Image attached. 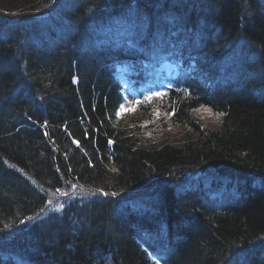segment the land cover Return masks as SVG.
<instances>
[{
    "label": "trees",
    "instance_id": "trees-1",
    "mask_svg": "<svg viewBox=\"0 0 264 264\" xmlns=\"http://www.w3.org/2000/svg\"><path fill=\"white\" fill-rule=\"evenodd\" d=\"M166 60L178 86L120 116L125 68ZM262 253L264 0H0V264Z\"/></svg>",
    "mask_w": 264,
    "mask_h": 264
},
{
    "label": "bare ground",
    "instance_id": "bare-ground-1",
    "mask_svg": "<svg viewBox=\"0 0 264 264\" xmlns=\"http://www.w3.org/2000/svg\"><path fill=\"white\" fill-rule=\"evenodd\" d=\"M168 44H170V42H168L167 43V45ZM179 57H181V58H185L184 56H182V55H180ZM34 74H35V72H33ZM15 75V74H14ZM15 77V79H14V81H17V80H19V78L15 75L14 76ZM31 78H32V76H31ZM198 90L199 91H201L202 92V90L201 89H199L198 88ZM8 160V159H7ZM224 191H226V189L224 190ZM227 192V191H226ZM62 194V193H61ZM62 199L60 200V202H59V204L57 203V205H62V204H65L66 202H68V198H69V193H68V198H67V195L66 196H63L62 195V197H61ZM156 226V225H155ZM134 230H138L137 228H138V226H135V227H132ZM154 228V226H151L150 227V229H153ZM141 229V228H140ZM154 230V229H153ZM141 235V237H143L142 239H143V241L141 242V245L142 244H144V245H146V242L147 243H150L149 241V239H148V236H150V235H152V236H156V235H160L161 236V233H158V231L157 230H155L154 232H151V231H149L148 229H146V230H138V231H136V237L138 236V235ZM140 238V237H139ZM262 256L261 257H264V253H262L261 254ZM155 256V254L154 253H152L151 254V258H153Z\"/></svg>",
    "mask_w": 264,
    "mask_h": 264
},
{
    "label": "rangeland",
    "instance_id": "rangeland-1",
    "mask_svg": "<svg viewBox=\"0 0 264 264\" xmlns=\"http://www.w3.org/2000/svg\"><path fill=\"white\" fill-rule=\"evenodd\" d=\"M135 106V101L134 98L132 96H129V102L127 104H125V106L123 107V111H127V110H133ZM231 187H228V190L226 189L227 192H231ZM160 239H163L160 236H157L155 238H152L153 241H158Z\"/></svg>",
    "mask_w": 264,
    "mask_h": 264
},
{
    "label": "snow or ice",
    "instance_id": "snow-or-ice-1",
    "mask_svg": "<svg viewBox=\"0 0 264 264\" xmlns=\"http://www.w3.org/2000/svg\"><path fill=\"white\" fill-rule=\"evenodd\" d=\"M121 111H123V109H121Z\"/></svg>",
    "mask_w": 264,
    "mask_h": 264
}]
</instances>
